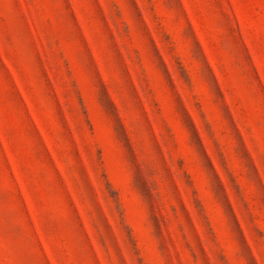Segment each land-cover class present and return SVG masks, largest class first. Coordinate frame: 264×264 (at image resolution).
<instances>
[{
    "label": "rangeland",
    "instance_id": "obj_1",
    "mask_svg": "<svg viewBox=\"0 0 264 264\" xmlns=\"http://www.w3.org/2000/svg\"><path fill=\"white\" fill-rule=\"evenodd\" d=\"M0 264H264V0H0Z\"/></svg>",
    "mask_w": 264,
    "mask_h": 264
}]
</instances>
